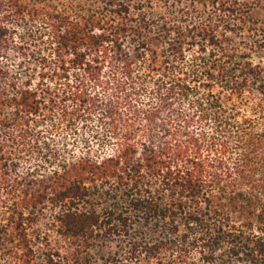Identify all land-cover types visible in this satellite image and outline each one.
<instances>
[{
    "label": "trees",
    "instance_id": "1",
    "mask_svg": "<svg viewBox=\"0 0 264 264\" xmlns=\"http://www.w3.org/2000/svg\"><path fill=\"white\" fill-rule=\"evenodd\" d=\"M262 0H0V264H264Z\"/></svg>",
    "mask_w": 264,
    "mask_h": 264
},
{
    "label": "rangeland",
    "instance_id": "2",
    "mask_svg": "<svg viewBox=\"0 0 264 264\" xmlns=\"http://www.w3.org/2000/svg\"><path fill=\"white\" fill-rule=\"evenodd\" d=\"M263 4H264V0H262ZM254 14L261 17V18H264V7L261 8V7H257L254 9Z\"/></svg>",
    "mask_w": 264,
    "mask_h": 264
}]
</instances>
